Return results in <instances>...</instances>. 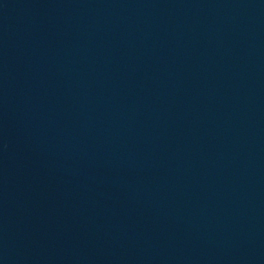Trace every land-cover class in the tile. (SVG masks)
<instances>
[{
	"label": "water",
	"instance_id": "1",
	"mask_svg": "<svg viewBox=\"0 0 264 264\" xmlns=\"http://www.w3.org/2000/svg\"><path fill=\"white\" fill-rule=\"evenodd\" d=\"M0 264H264V0H0Z\"/></svg>",
	"mask_w": 264,
	"mask_h": 264
}]
</instances>
